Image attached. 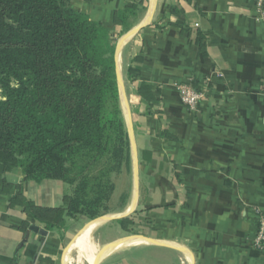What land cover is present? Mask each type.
<instances>
[{
	"label": "crops",
	"instance_id": "1",
	"mask_svg": "<svg viewBox=\"0 0 264 264\" xmlns=\"http://www.w3.org/2000/svg\"><path fill=\"white\" fill-rule=\"evenodd\" d=\"M71 7L103 24L118 51L139 161L130 230L148 241L108 256L129 239L116 221L119 236L107 244L119 243L99 264H264V249L253 247L264 211V10L257 0H157L151 22L126 44L151 0H71ZM130 67L139 70L134 83ZM204 78L213 93L191 113L178 86ZM143 85L149 99L138 94ZM67 191L61 181H25L20 169L0 173V264H64L89 224L80 229L65 217L66 230L49 231L17 200L62 208Z\"/></svg>",
	"mask_w": 264,
	"mask_h": 264
},
{
	"label": "trees",
	"instance_id": "2",
	"mask_svg": "<svg viewBox=\"0 0 264 264\" xmlns=\"http://www.w3.org/2000/svg\"><path fill=\"white\" fill-rule=\"evenodd\" d=\"M116 51L109 30L71 0H0V173L74 188L62 208L17 200L49 231L66 230L65 217L112 213L101 203L113 199V175L133 171ZM127 75L134 83L139 70ZM138 94L151 95L145 85ZM122 201L125 210L128 195ZM136 213L118 221L126 232Z\"/></svg>",
	"mask_w": 264,
	"mask_h": 264
},
{
	"label": "rangeland",
	"instance_id": "3",
	"mask_svg": "<svg viewBox=\"0 0 264 264\" xmlns=\"http://www.w3.org/2000/svg\"><path fill=\"white\" fill-rule=\"evenodd\" d=\"M128 77V75H127ZM120 105L123 111V114L125 113V106L123 104V101L121 100V95H120ZM127 122V120H126ZM113 179L116 185V191L114 193L113 199L111 202L108 201H103L101 204L103 208L109 207L112 211V213L107 214V215H117L123 213L125 210H122V200L123 197L128 195L129 197V204H132L133 198H134V193H135V176L133 171L131 173H128L126 171H122L120 174H114ZM74 191V188L71 186H68V191L66 195H70ZM106 200V198H104ZM139 205V203H138ZM137 209L139 210V206H137ZM138 212V211H137ZM104 215V216H107ZM103 217V216H102ZM99 217L98 219L102 218ZM135 218V216H133ZM96 219V220H98ZM83 220V221H82ZM96 220H89L87 217H78L76 218V223L78 226H80V229H82L84 226L91 224V222H95ZM132 227L131 224L128 225V228L130 229ZM118 224L116 222L112 223H107L104 227L99 229L95 235L96 241H98V245L100 246L101 249H103L111 239L114 237H118ZM132 236H137L136 232L134 230H130V232H125L122 234L123 237H132ZM129 239H134V238H129ZM77 262V263H76ZM86 264L85 262H78L77 261V256L74 255V263L73 264Z\"/></svg>",
	"mask_w": 264,
	"mask_h": 264
},
{
	"label": "bare ground",
	"instance_id": "4",
	"mask_svg": "<svg viewBox=\"0 0 264 264\" xmlns=\"http://www.w3.org/2000/svg\"><path fill=\"white\" fill-rule=\"evenodd\" d=\"M130 209L131 204L127 206L125 212H128ZM105 225L106 222L104 220H97L89 224L84 229V231L77 237V239L69 246L65 254L64 264H73L74 255L77 256L78 262H85L86 264H94L97 259H102L106 254H102V249L98 245V241H96L95 235L97 231ZM147 244L148 241L145 239H124L120 241L119 245L116 248V245L111 248L112 250L115 248V250L108 256L115 255L128 249L130 250L137 246H145Z\"/></svg>",
	"mask_w": 264,
	"mask_h": 264
},
{
	"label": "water",
	"instance_id": "5",
	"mask_svg": "<svg viewBox=\"0 0 264 264\" xmlns=\"http://www.w3.org/2000/svg\"><path fill=\"white\" fill-rule=\"evenodd\" d=\"M156 4H157V0H151V9H150V13H149L148 18L145 20V22H143V24H141L140 26H138L137 28H135L131 32H129L126 35V37L124 38V40L122 41V44H126L130 40H132L133 37L139 33L140 30H142L145 26H147L151 22L155 8H156ZM116 60H117L118 86H119V91H120V95H121V100L123 101V104H124L125 110H126V114H127V126L129 129V135H130V140H131L133 173L135 176V193H134L133 202L131 204V209L128 212H123V213L117 214V215H107V216H103L102 218H100V220H104L107 223L116 222V221H119V220H122L124 218L129 217L130 215H132L137 210V206L139 203V161H138V156H137V153L135 150L133 125H132V121L129 117V107H128L127 96H126L125 88H124V85L122 82L121 71H120L119 64H118V51H116ZM31 230L34 232H40L41 234L46 233L44 231H40L39 228H37V227H31ZM128 238H139V236H132V237H128ZM117 243H119V242H116L114 244H110V245H107L106 247H104L102 249V254L107 252L111 248H113V246ZM99 262H100V260L97 259L94 264H99Z\"/></svg>",
	"mask_w": 264,
	"mask_h": 264
},
{
	"label": "built area",
	"instance_id": "6",
	"mask_svg": "<svg viewBox=\"0 0 264 264\" xmlns=\"http://www.w3.org/2000/svg\"><path fill=\"white\" fill-rule=\"evenodd\" d=\"M257 9L259 12L264 10V0H257ZM212 79L204 78L200 80L199 85L188 84L179 85L178 91L181 96L182 103L191 113H197L200 108L209 103L213 93ZM257 230L253 247L257 250L264 249V211L257 212Z\"/></svg>",
	"mask_w": 264,
	"mask_h": 264
}]
</instances>
